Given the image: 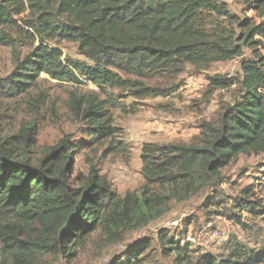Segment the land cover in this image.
Segmentation results:
<instances>
[{
	"label": "trees",
	"instance_id": "1",
	"mask_svg": "<svg viewBox=\"0 0 264 264\" xmlns=\"http://www.w3.org/2000/svg\"><path fill=\"white\" fill-rule=\"evenodd\" d=\"M248 5L259 22L240 18L222 0H0V47H12L14 58L0 80V99L28 95L42 73L101 91L69 93L68 106L87 126L88 140L73 144L65 136L40 152L34 150L35 127L0 136V264H43L47 255L73 260L97 231L122 240L166 215L172 201L217 188L223 168L239 155L264 153V0ZM63 41L77 44L86 60L65 56ZM21 47H27L23 54ZM246 48L252 57L242 58L239 80L209 77L210 91L238 83L240 93L216 123L206 125L198 143H143L138 190L120 195L93 165L85 177L73 176L80 148L105 142L108 153L127 150L111 112L116 99L101 93L117 88L142 98L167 95L171 90L148 85V79L181 73L187 65L206 69L242 57ZM43 99L39 94L30 104ZM252 195L243 190L234 216L245 209L264 222ZM157 237L175 264H264V240L258 250L237 240L226 253L196 256L190 242L166 228ZM151 245L149 237L140 238L103 264H142Z\"/></svg>",
	"mask_w": 264,
	"mask_h": 264
},
{
	"label": "rangeland",
	"instance_id": "2",
	"mask_svg": "<svg viewBox=\"0 0 264 264\" xmlns=\"http://www.w3.org/2000/svg\"><path fill=\"white\" fill-rule=\"evenodd\" d=\"M231 12L240 18H250L259 22L248 0H222ZM210 26V20H206ZM65 56L86 60L79 54L77 44L60 42ZM23 54L27 47H21ZM251 50L244 49L242 57L212 63L206 69H196L187 65L181 73H164L148 79L147 84L171 90L167 95L137 97L131 91L108 88L100 96L116 99L117 106L111 107L115 125L127 145L122 153H108L105 142L80 148L73 155L74 177L88 175L92 165L99 174L105 176L114 191L120 195L136 191L144 178L141 173L140 152L143 143L182 142L198 143L207 124H214L226 104L239 97L240 86L234 84L228 89L210 91L209 77L220 75L237 81L242 76V58H251ZM14 67L13 49L0 47V80L7 77ZM96 90L93 84H72L60 82L42 73L37 85L18 98L0 99V136L18 134L22 126L35 127V151L45 146L57 144L67 136L73 144L88 140L87 126L77 118L68 106L71 91L88 92ZM39 94L44 99L37 107L30 104ZM253 191L250 200L259 203L264 209V153L241 154L222 170V183L214 190L207 188L187 200L172 201L171 209L162 218L149 223L142 229L128 231L122 240L109 241L100 231L92 233L85 247L79 250L77 258L64 259L58 255H47L43 264H103L106 259L120 255L126 247L143 237L152 241L142 264H175L174 254L164 255L158 244V231L166 228L170 236L185 243L189 241L195 255L222 254L231 248L235 241H241L251 248L259 249L264 240V222L260 216L248 210L239 212L233 205L243 190ZM220 200L219 206H205L208 200ZM240 219V222L238 221ZM189 220V225L188 224ZM222 230L224 239L217 241L213 235Z\"/></svg>",
	"mask_w": 264,
	"mask_h": 264
},
{
	"label": "built area",
	"instance_id": "3",
	"mask_svg": "<svg viewBox=\"0 0 264 264\" xmlns=\"http://www.w3.org/2000/svg\"><path fill=\"white\" fill-rule=\"evenodd\" d=\"M213 235L215 236V239H216L217 241H222V240L224 239V233H223L222 230H218V229H217V230L214 232ZM188 241H193V238L190 237Z\"/></svg>",
	"mask_w": 264,
	"mask_h": 264
},
{
	"label": "clouds",
	"instance_id": "4",
	"mask_svg": "<svg viewBox=\"0 0 264 264\" xmlns=\"http://www.w3.org/2000/svg\"><path fill=\"white\" fill-rule=\"evenodd\" d=\"M95 86V85H94ZM189 242V241H188Z\"/></svg>",
	"mask_w": 264,
	"mask_h": 264
}]
</instances>
